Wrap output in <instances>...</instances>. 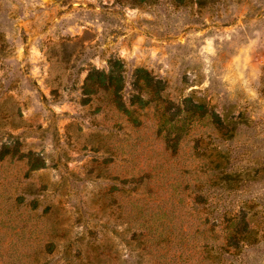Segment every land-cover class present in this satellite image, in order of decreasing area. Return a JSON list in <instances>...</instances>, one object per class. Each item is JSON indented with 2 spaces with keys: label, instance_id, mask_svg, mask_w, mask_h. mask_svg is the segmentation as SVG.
Segmentation results:
<instances>
[{
  "label": "rangeland",
  "instance_id": "rangeland-1",
  "mask_svg": "<svg viewBox=\"0 0 264 264\" xmlns=\"http://www.w3.org/2000/svg\"><path fill=\"white\" fill-rule=\"evenodd\" d=\"M0 152V264H264V0H0Z\"/></svg>",
  "mask_w": 264,
  "mask_h": 264
},
{
  "label": "trees",
  "instance_id": "trees-1",
  "mask_svg": "<svg viewBox=\"0 0 264 264\" xmlns=\"http://www.w3.org/2000/svg\"><path fill=\"white\" fill-rule=\"evenodd\" d=\"M141 3L146 2L147 0H139ZM187 1L190 0H173V2L177 5H183ZM199 3L208 2L210 0H196ZM137 79L141 82L142 86L148 90V98L149 101H156V102H164L161 101V94L164 91V84H162V81L159 79H154L151 77L148 73H146L144 70L138 69L136 70ZM113 81V82H112ZM120 79L118 77H107L103 73H99L97 71H91L87 78H86V87L91 85V83H94L97 86H100L102 90H111L113 102L115 104H118L119 106L122 105L119 101L120 94L119 91L121 89L120 85ZM138 103H144L146 104L149 101H143L138 99ZM184 103V110L183 112L188 114L191 118H197L202 119L205 117H208L211 120L212 125L216 127L222 126V120L218 115L213 113L211 110H207L206 107L203 104H193L190 103V101H186ZM168 102L164 103V113H161V117L164 120V123L172 124L173 121L177 119L178 116L175 114H165L167 109ZM174 125V124H173ZM4 157V154L0 152V160H2ZM26 162L29 167V171H34L39 168H42V161L40 158L34 157V155L29 154L26 156ZM231 225L233 226V229L231 230V233L227 235L226 237V243L227 246L233 247V249L237 248L240 245V243L244 244H252L253 239L251 237V232L248 231V223L247 220H245L244 217L239 218V216L230 218ZM50 246V245H49ZM87 247V245H85ZM89 248V247H88ZM94 252H91L93 254L88 255L86 253H82L81 250L78 248L75 250V253L66 254L64 257V264H103L104 262L108 261L107 254L105 251L100 247L97 249H94ZM208 253V252H207ZM76 260L78 262H73V260ZM216 261H218L216 257H214ZM117 264H126L125 262H120V259L117 258L116 260ZM135 264V263H134Z\"/></svg>",
  "mask_w": 264,
  "mask_h": 264
}]
</instances>
